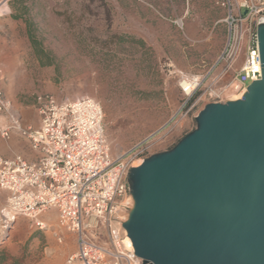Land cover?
Listing matches in <instances>:
<instances>
[{"label":"rangeland","instance_id":"rangeland-1","mask_svg":"<svg viewBox=\"0 0 264 264\" xmlns=\"http://www.w3.org/2000/svg\"><path fill=\"white\" fill-rule=\"evenodd\" d=\"M12 1L0 0V8L9 9L0 13V66L5 97L25 124L37 117L40 95L90 96L103 106L113 153L138 147L145 160L193 131L203 103L242 92L235 90L240 61L232 69L217 64L227 38L225 0H23L16 6L28 12L18 18ZM115 35L126 42L111 39ZM181 74L204 79L184 108ZM8 195L0 192V254L19 247L21 257L0 258L3 264H42L54 255L46 236L57 239L62 230L57 216L45 215L43 231L28 218L8 222Z\"/></svg>","mask_w":264,"mask_h":264},{"label":"water","instance_id":"water-1","mask_svg":"<svg viewBox=\"0 0 264 264\" xmlns=\"http://www.w3.org/2000/svg\"><path fill=\"white\" fill-rule=\"evenodd\" d=\"M256 31L261 79L203 103L193 131L132 166L118 225L139 264H264V22Z\"/></svg>","mask_w":264,"mask_h":264},{"label":"built area","instance_id":"built-area-1","mask_svg":"<svg viewBox=\"0 0 264 264\" xmlns=\"http://www.w3.org/2000/svg\"><path fill=\"white\" fill-rule=\"evenodd\" d=\"M226 45L217 64L235 71V90L262 77L257 26L264 1L245 0L238 9L225 0ZM200 76L181 74L179 87L186 105L203 84ZM0 66V138L25 139L38 153L34 162L15 154L0 157V192H8L3 212L8 222L28 218L38 230L48 229L44 216L55 213L60 229L76 237V251L65 264H139V258L124 247L118 222L132 206L128 177L142 160L143 150L134 147L114 154L104 127V109L99 100L84 96L58 100L45 94L37 98L40 125H26L5 97ZM193 105L192 107H194ZM177 116L172 118L175 119ZM7 213V214H6ZM9 215L10 217H7ZM62 241L61 236H57Z\"/></svg>","mask_w":264,"mask_h":264},{"label":"crops","instance_id":"crops-1","mask_svg":"<svg viewBox=\"0 0 264 264\" xmlns=\"http://www.w3.org/2000/svg\"><path fill=\"white\" fill-rule=\"evenodd\" d=\"M9 11L8 7H1L0 13ZM26 125H30L37 128L40 125V118L32 117L30 122ZM15 154L23 156L29 162H34L38 158V153L33 151L30 144L18 135H14L9 142H2L0 139V157L11 158ZM46 216H44V219ZM58 234L62 237V241H59L55 237L46 236L49 247L46 250H50L54 255L50 258H45L42 264H65L67 258L76 251V237L71 234H66L64 230H61ZM57 237V234H56ZM57 240L60 242L58 243ZM12 258L18 259L21 257L19 247L12 248L11 252H8Z\"/></svg>","mask_w":264,"mask_h":264},{"label":"trees","instance_id":"trees-1","mask_svg":"<svg viewBox=\"0 0 264 264\" xmlns=\"http://www.w3.org/2000/svg\"><path fill=\"white\" fill-rule=\"evenodd\" d=\"M18 2H20L21 4H23V0H13V1L11 2V5H12V7H13L14 9H16V7H18V6H16ZM17 9H19V11H20V15H19V16H18V15H15L16 18H18V17H22L24 14H26V13L28 12V8H27V6H22V5H21V6L18 7ZM31 39H33V38L31 37ZM111 39H117V41L120 42V43L126 42V40H127L125 36H116V35H115V36H112ZM137 43L142 44L141 41H138ZM108 44H110V43H108ZM1 255H2V256H1ZM4 256L10 257L13 261H19V259L12 258V257H11L9 254H7L6 252L0 254V257L3 258ZM2 258H0V264H3V260H2Z\"/></svg>","mask_w":264,"mask_h":264},{"label":"bare ground","instance_id":"bare-ground-1","mask_svg":"<svg viewBox=\"0 0 264 264\" xmlns=\"http://www.w3.org/2000/svg\"><path fill=\"white\" fill-rule=\"evenodd\" d=\"M259 21H260V22H264V17H262ZM236 91H237V90H236ZM244 93H245V91H242L238 96H235V97L233 98V100H237V99L241 98V97L243 96ZM140 161H141V160H140ZM140 161H138V162H140ZM7 217H10V216L7 215Z\"/></svg>","mask_w":264,"mask_h":264}]
</instances>
